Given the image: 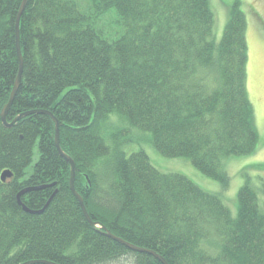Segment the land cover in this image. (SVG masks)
I'll list each match as a JSON object with an SVG mask.
<instances>
[{
    "label": "trees",
    "instance_id": "trees-1",
    "mask_svg": "<svg viewBox=\"0 0 264 264\" xmlns=\"http://www.w3.org/2000/svg\"><path fill=\"white\" fill-rule=\"evenodd\" d=\"M22 0H0V110L18 72L15 20ZM27 0L19 21L22 73L7 112L50 111L11 127L0 117V264H163L105 234L153 250L167 264H264V206L246 175L233 215L220 194L159 170L135 133L164 157H182L222 191L231 156L258 144L246 87L241 1L218 41L210 0ZM113 11L115 39L99 25ZM115 118V119H112ZM126 145V146H125ZM34 149L37 157L33 161ZM126 151H131L126 153ZM20 196L25 187L47 185ZM56 190V191H55Z\"/></svg>",
    "mask_w": 264,
    "mask_h": 264
},
{
    "label": "rangeland",
    "instance_id": "rangeland-1",
    "mask_svg": "<svg viewBox=\"0 0 264 264\" xmlns=\"http://www.w3.org/2000/svg\"><path fill=\"white\" fill-rule=\"evenodd\" d=\"M81 10L87 11L89 0H76ZM233 0H210L211 10L214 14L213 34L218 41L223 33L228 18V7ZM241 9L246 20L245 36L248 46V61L246 64V87L248 98L253 106L254 123L258 134V144L254 152L248 155L231 156L224 160L223 168L230 176L229 187L222 191L220 184L212 178L201 173L189 160L176 157L162 156L144 136L148 134L135 133L136 142L127 145L131 151L142 149L149 157L150 162L159 170L167 173H179L196 185L211 193L220 194L223 202L233 215L237 211V192L243 184L246 175L260 195V202L264 206V0H240ZM113 11L102 15L99 25L110 39L118 36L119 27L115 23ZM3 107V106H2ZM112 119H115L112 117ZM55 134V130H54ZM60 145V141H59ZM126 146V145H125ZM131 151H126L129 153ZM37 157L34 149L33 161ZM70 179V166H69ZM75 179V177H74Z\"/></svg>",
    "mask_w": 264,
    "mask_h": 264
},
{
    "label": "water",
    "instance_id": "water-1",
    "mask_svg": "<svg viewBox=\"0 0 264 264\" xmlns=\"http://www.w3.org/2000/svg\"><path fill=\"white\" fill-rule=\"evenodd\" d=\"M27 0H22L16 15V20H15V47H16V53H17V61H18V72H17V76L15 78L12 90L10 92L9 95V99L7 101V103H5L3 105V107L0 110V117H1V121L3 123L4 126L6 127H11L15 122H17L18 120H20L22 117H25L27 115L30 114H35V113H45L48 114L51 119L54 122V130H55V134H54V143H55V147L59 153V155L69 163L70 166V179H69V188L72 192V194L75 196V198L77 199L79 206L81 208V211L86 219V221L91 225V226H95V223L93 221H91L86 208L84 206V202H83V198L82 196L76 191L75 186H74V177H75V166H74V162L73 160L70 158V156H68L61 148L59 145V126H58V121L55 118V116L52 115V113L50 111H45V110H28V111H23L20 114H18L16 117H14L11 121H9L7 119V112L9 110V107L14 99V96L16 94L19 82H20V78H21V73H22V65H23V61H22V54H21V49H20V44H19V21H20V17L22 15V12L25 8ZM12 176V172H10L9 170H5L0 174V180L4 181L7 178H10ZM52 184H47V185H40V186H33V187H25L22 190H20L17 193V201L18 203L22 206V209L26 212L29 213H41L44 208L48 205V203L50 202L51 198L54 195H51V197L48 199V201L46 202V204L38 210H31L28 207H26L24 204L21 203L20 200V196L26 192H30L32 190H38V189H42L48 186H51ZM105 234L110 237L111 239H114L120 243H122L123 245L127 246L128 248L137 251V252H143V253H148L153 255L154 257H156L159 261H161L163 264H167V262L164 260V258L162 256H160L159 254H157L156 252H154L153 250L150 249H146V248H142V247H138V246H134L132 244H129L128 242L122 240L119 237L114 236L113 234H111L109 231H105ZM33 261H27L24 262L22 264H29ZM38 262H43V263H48V264H53L50 262H46V261H38Z\"/></svg>",
    "mask_w": 264,
    "mask_h": 264
},
{
    "label": "bare ground",
    "instance_id": "bare-ground-1",
    "mask_svg": "<svg viewBox=\"0 0 264 264\" xmlns=\"http://www.w3.org/2000/svg\"><path fill=\"white\" fill-rule=\"evenodd\" d=\"M45 111H46V110H45ZM60 148H61V147H60ZM51 184H52L51 186H55L56 183H55V182H52ZM55 191H56V190H55ZM80 209H81V208H80ZM93 227H95V226H93ZM128 243H129V242H128ZM129 244H130V243H129ZM126 247H127V246H126ZM127 248H128V247H127Z\"/></svg>",
    "mask_w": 264,
    "mask_h": 264
}]
</instances>
